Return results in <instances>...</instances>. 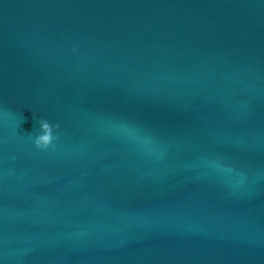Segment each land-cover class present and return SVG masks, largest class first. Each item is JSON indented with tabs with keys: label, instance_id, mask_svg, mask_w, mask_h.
<instances>
[{
	"label": "water",
	"instance_id": "obj_1",
	"mask_svg": "<svg viewBox=\"0 0 264 264\" xmlns=\"http://www.w3.org/2000/svg\"><path fill=\"white\" fill-rule=\"evenodd\" d=\"M0 264H264V0H0Z\"/></svg>",
	"mask_w": 264,
	"mask_h": 264
}]
</instances>
